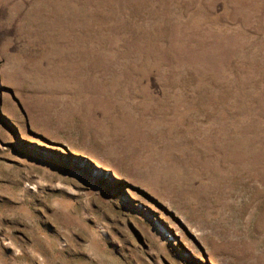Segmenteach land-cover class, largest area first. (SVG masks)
Wrapping results in <instances>:
<instances>
[{"label":"rangeland","instance_id":"obj_1","mask_svg":"<svg viewBox=\"0 0 264 264\" xmlns=\"http://www.w3.org/2000/svg\"><path fill=\"white\" fill-rule=\"evenodd\" d=\"M0 264H264V0H0Z\"/></svg>","mask_w":264,"mask_h":264}]
</instances>
